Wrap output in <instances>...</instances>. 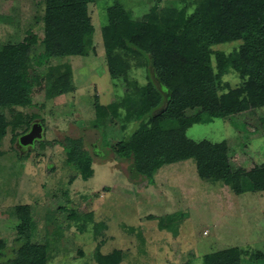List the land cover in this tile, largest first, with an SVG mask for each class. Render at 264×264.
<instances>
[{"label": "rangeland", "instance_id": "1", "mask_svg": "<svg viewBox=\"0 0 264 264\" xmlns=\"http://www.w3.org/2000/svg\"><path fill=\"white\" fill-rule=\"evenodd\" d=\"M35 1L0 0V45L26 36L34 16L42 14V5ZM111 2L95 0L88 6L94 51L50 63L62 65V71L69 66L70 91L46 99L42 84L32 91L37 106L0 110L11 123L0 142V239L6 240L3 259L17 246L15 209L28 205L34 219L32 242L47 245V264H99L98 256L113 250L121 252L118 264H203L204 256L229 248L238 250L237 264H264V190L236 194L222 181L202 180L193 160L165 164L153 177L151 174L149 182L146 175L134 170L132 155L116 159L111 150L140 122L132 121L122 130L120 121L108 115L100 118L102 126H93L95 100L112 104L125 93L124 87L115 86L116 80L110 78L100 32L104 7ZM121 2L138 17L158 3V8H163L160 19L166 20L167 14H178L184 8L191 12L196 0ZM33 32L38 41L31 55L42 49L39 42L43 35L37 25ZM237 46L238 42H231L214 49L229 53ZM147 69L134 67L130 75L143 83ZM263 84L262 73L247 74L245 81L236 73L224 75L220 99L228 103L247 97L249 110L232 118L195 123L186 135L195 141L226 140L235 166L248 169L264 163V133L259 127L264 116ZM33 114L41 119L31 118ZM34 122L43 127L41 139L31 147L11 141L14 132L21 134ZM72 142L92 157L77 162L78 168L67 162L65 148ZM82 164L90 166V177L80 171ZM66 208H74L75 213Z\"/></svg>", "mask_w": 264, "mask_h": 264}, {"label": "trees", "instance_id": "2", "mask_svg": "<svg viewBox=\"0 0 264 264\" xmlns=\"http://www.w3.org/2000/svg\"><path fill=\"white\" fill-rule=\"evenodd\" d=\"M94 1H35V5H42V14L34 16L26 36L19 42L0 45V110L37 106L32 91L42 84L46 99L71 90L69 66L63 64L62 71L61 64L50 63L94 51V25L88 7ZM192 4L191 12L184 8L178 14H167L166 20L160 19L163 8L159 9L158 3L139 17L121 0L105 5L100 32L107 69L110 78L116 80L115 86L124 87L125 93L112 104L95 100L93 126H102L100 118L108 115L120 121L122 130L139 121V127L111 150L116 159L132 155L134 170L146 175L149 182L151 174L153 177L165 164L193 160L202 180L222 181L236 194L263 191L264 163L248 169L235 166L226 140L195 141L186 132L195 123L232 118L249 110L247 97L222 101L219 86L229 73H236L240 81H245L247 74L262 73L264 81V0H196ZM34 25L42 32V49L31 55L38 41ZM231 42H238V46L229 53L214 49ZM134 67H148L143 83L131 77ZM39 106L43 109V104ZM31 118L40 117L33 114ZM8 126L11 123L0 112V142ZM259 127L264 133V116ZM27 130L14 132L11 141ZM79 150L75 142L65 148L67 162L77 168V162L92 159L88 152ZM79 169L85 177L91 176L89 165L82 164ZM66 210L75 213L74 208ZM15 214L17 246L3 259L6 240L0 239V264H47V245L32 242L30 207L18 205ZM121 259L119 250L98 256L99 264H118ZM238 260V250L229 248L204 256L203 264H237Z\"/></svg>", "mask_w": 264, "mask_h": 264}, {"label": "water", "instance_id": "3", "mask_svg": "<svg viewBox=\"0 0 264 264\" xmlns=\"http://www.w3.org/2000/svg\"><path fill=\"white\" fill-rule=\"evenodd\" d=\"M44 135L43 128L40 123L31 124L28 131L18 137L17 144L22 147H31L35 140L41 139Z\"/></svg>", "mask_w": 264, "mask_h": 264}, {"label": "flooded vegetation", "instance_id": "4", "mask_svg": "<svg viewBox=\"0 0 264 264\" xmlns=\"http://www.w3.org/2000/svg\"><path fill=\"white\" fill-rule=\"evenodd\" d=\"M29 128H30V127H29ZM27 131H28V130H27ZM27 131H26V132H27ZM26 132H25V133H26Z\"/></svg>", "mask_w": 264, "mask_h": 264}]
</instances>
